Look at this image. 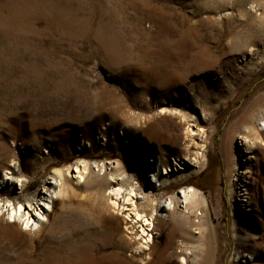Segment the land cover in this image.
<instances>
[{
    "label": "rangeland",
    "instance_id": "1",
    "mask_svg": "<svg viewBox=\"0 0 264 264\" xmlns=\"http://www.w3.org/2000/svg\"><path fill=\"white\" fill-rule=\"evenodd\" d=\"M263 94L264 0H0V264H264V139L244 180L236 125ZM59 172L71 188L32 242L14 209ZM190 188V209L162 205Z\"/></svg>",
    "mask_w": 264,
    "mask_h": 264
},
{
    "label": "bare ground",
    "instance_id": "2",
    "mask_svg": "<svg viewBox=\"0 0 264 264\" xmlns=\"http://www.w3.org/2000/svg\"><path fill=\"white\" fill-rule=\"evenodd\" d=\"M262 97H264V94L259 96L253 102H251L247 111L244 113V115H242L238 119V121L236 123V125H240L241 130H240V133L238 134V136L240 138H242V140H243L242 145H244V148H245L243 150L245 153L243 154V151L241 153V156H244L243 159L245 160V163H247V166L244 168L245 170L241 171L244 180L247 177V174L251 172L250 161H251V158L253 156H252V154H249V153H251V149L253 147H255V144H256L255 139L256 138L264 139V132L260 131V130H264V129H260V130L257 129L254 126L253 121L249 117L250 114H254V113L258 112L259 108L256 107L255 104L258 103ZM201 131L202 130L197 131V130H194L193 128H188L185 130V133H186L185 139L188 140L189 142H194L195 136L201 135ZM236 133H237L236 126L229 128V135H230L229 137H231V139L233 138V136ZM229 141H230L229 138H226L227 148H229ZM189 146H190V144H189ZM191 146H193V144H191ZM188 149H189V147H188ZM247 153H248V155H247ZM156 159L159 162L162 160L165 162V160L163 158L157 157ZM156 159L153 160V166L152 167H155ZM185 159L189 160L193 164L198 162L196 155L195 156L190 155L189 157L186 156ZM11 165H13V164H11ZM86 168H87L86 161H78L77 164H75L74 167H72V172H74V174H76L77 176H79L81 178L83 176V171L86 170ZM165 168L166 167L164 166L163 171L165 170ZM167 170H169V168H167ZM7 171H9V170H7ZM8 173H13V172H5L4 176H2L0 178V188H5L6 186H8L9 180L13 178V175L10 177V175L9 176L7 175ZM54 176L55 177H53V178H55V179L57 178V179H56L54 185L51 186L53 188V190L50 192H52V193L49 192L50 194H48L47 193L48 187L46 185H44V187L42 189V193H41V190L40 191L38 190L36 192V194H34V197L32 198L33 200L29 201L26 204L21 203V205H19V207L16 208V210L14 209V211H15L13 213L14 221L19 223V224H22V226L24 224V226L22 227L23 228L22 230L28 235V237L32 240V242L37 241V240L39 241L42 239V237L40 236V233L43 230V228L49 229L48 231L52 235L53 225H54V220H55V214H54L55 213V204L57 202L58 203L65 202L64 198L68 194L69 188H71V186L67 183V175L65 176L59 172V173H54ZM153 177H154V180L156 182H158V178L155 175H153ZM243 186L245 189L244 193L248 194L247 184H243ZM54 193H55V196H54ZM127 193H128V195H127ZM127 193L121 187H117V186L110 189L108 196L110 197L109 200H110V203L112 204V206L115 208H118L120 210L122 209L123 211L130 209L129 205L134 202L133 197H136V194L132 190L130 192H127ZM178 195L173 196L172 198H168L166 204H162V205L165 206L167 209H173V208L178 207L182 204H186L188 209H190L192 202L194 201V196H193L194 195V189L190 188L189 190H183V195H182L183 199L182 200L178 199ZM239 195H240V193H239ZM37 196H40L41 201H37ZM248 198H249L248 195L247 196L245 195L242 200L247 202ZM180 201H182V204ZM120 202H122L123 205L122 204L120 205ZM172 202H173V204H172ZM10 204L11 203L6 204V205L0 204V217H2V215L7 210L10 209L9 208ZM120 210H119V214H120ZM33 212H34V214H32ZM141 217H142V215H138V218H141ZM68 221L69 220L64 217V219L62 221V226L63 227L67 226ZM151 225H152L151 220L147 219L146 217L143 218L142 219V226L143 227H141V229H140L142 235H139L137 238H142L143 236L147 235V231L148 230L150 231ZM8 226L11 229L15 230V227H17L18 225L15 226L13 224H8ZM58 227H61V223H60V225H58ZM151 238L152 237L150 235V236H147L146 239L144 237H143V239H141L142 241H140L141 243L139 244L140 250H141V248L148 249V246L143 245V244H146L148 241L151 240ZM48 239H50V238H48ZM206 251H207V249H206ZM50 255H52V257L55 258L53 253L51 252L47 255V260L49 259ZM202 259L203 260L200 262V264L207 263V260H208L207 257H203ZM185 260H186V258L182 257L181 261L185 262Z\"/></svg>",
    "mask_w": 264,
    "mask_h": 264
}]
</instances>
